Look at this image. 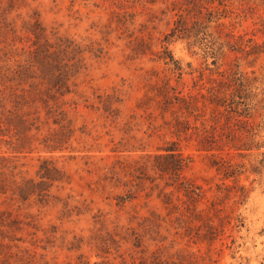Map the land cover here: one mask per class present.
<instances>
[{"label": "rangeland", "instance_id": "rangeland-1", "mask_svg": "<svg viewBox=\"0 0 264 264\" xmlns=\"http://www.w3.org/2000/svg\"><path fill=\"white\" fill-rule=\"evenodd\" d=\"M199 1L0 0V264H264V0L205 2L204 40ZM36 20L84 50L64 96ZM44 160L63 180L21 198Z\"/></svg>", "mask_w": 264, "mask_h": 264}, {"label": "trees", "instance_id": "trees-1", "mask_svg": "<svg viewBox=\"0 0 264 264\" xmlns=\"http://www.w3.org/2000/svg\"><path fill=\"white\" fill-rule=\"evenodd\" d=\"M218 1L219 5H224L226 7V0H200L196 2V12L202 14H208L204 20L196 21L194 24V35L204 40L210 33L207 31L210 28V25L213 21H220L221 17H216L213 14L216 13L211 11L210 8L205 4H214ZM189 13L191 9H187ZM40 23L36 20L35 29L32 30L36 37V42L34 43L35 49L33 51L34 59L37 61V67L41 70V78L46 80L49 83V90H55L56 93H60L62 96L71 93L70 87L68 85V80L77 75L81 70V60L84 50L76 44L73 40L69 38L59 37L55 42H51L48 38L41 43V40L45 38L46 34L42 27H39ZM218 27L225 26L224 22L218 23ZM193 31V30H192ZM188 29L186 24V19L183 16H180L179 19L175 22V26L172 28L169 33V37L178 36L182 38L187 34V32H192ZM234 37V34H232ZM187 37H191L189 34ZM242 36H240L241 38ZM96 57H99L98 53L95 50H90ZM252 53V52H250ZM260 53V52H253ZM67 58L66 62H63ZM74 61V62H71ZM178 66L176 70H180ZM197 82H195V87ZM191 93V91L189 92ZM191 95V94H190ZM187 104V99L183 100ZM166 154H161L157 158L164 160V162H158L155 166L160 172L168 175H178L182 168L186 165V159L188 156H185L183 153L179 152L174 148H166ZM38 175L41 178L39 182H35L33 179L17 186V192L21 198L25 199L27 195L36 194L41 195V192L50 187L56 181H62L63 177L61 176V171L55 166H51V163L48 160H44L40 165ZM26 184L32 185V190L28 189ZM46 187V188H43ZM179 188L185 191L186 196H190L191 189L187 184H180ZM38 189V190H37Z\"/></svg>", "mask_w": 264, "mask_h": 264}]
</instances>
